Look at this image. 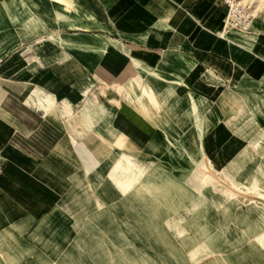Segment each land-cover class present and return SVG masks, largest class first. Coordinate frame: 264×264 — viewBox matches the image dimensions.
<instances>
[{
    "label": "crops",
    "instance_id": "crops-1",
    "mask_svg": "<svg viewBox=\"0 0 264 264\" xmlns=\"http://www.w3.org/2000/svg\"><path fill=\"white\" fill-rule=\"evenodd\" d=\"M226 17L220 0H0V264L95 261L85 217L120 185L237 156L264 48L225 46Z\"/></svg>",
    "mask_w": 264,
    "mask_h": 264
},
{
    "label": "rangeland",
    "instance_id": "rangeland-1",
    "mask_svg": "<svg viewBox=\"0 0 264 264\" xmlns=\"http://www.w3.org/2000/svg\"><path fill=\"white\" fill-rule=\"evenodd\" d=\"M245 3L256 11L264 31V0ZM256 44L264 48V38ZM238 67L233 69L232 82L240 74ZM262 92L249 86L240 93L250 114L247 132L237 133L246 143L244 148L226 164L211 158L220 178L240 193L202 181L210 158L202 159V150L199 165L153 166L146 181L141 175L130 186L125 182L117 196L105 197L102 208L85 217L82 251L96 258L88 264H264ZM177 155L178 161L183 159L182 153ZM125 167L132 173L141 170ZM121 219L129 223H125L128 229Z\"/></svg>",
    "mask_w": 264,
    "mask_h": 264
},
{
    "label": "bare ground",
    "instance_id": "bare-ground-1",
    "mask_svg": "<svg viewBox=\"0 0 264 264\" xmlns=\"http://www.w3.org/2000/svg\"><path fill=\"white\" fill-rule=\"evenodd\" d=\"M246 1L247 0H240V3H241V5L249 7L250 12L252 13V15L255 18V20H254V22H255L257 20V17L255 16L256 11H254V9L252 10L251 6L248 3H245ZM252 27H253V25L251 26V30L250 31H244V30H241V29H237V28H235V27L230 25L229 20H228V16H227L226 17V24H225V27H224L225 36H224V39H223L225 46H228L230 44H242L244 47L250 49L251 45H253L257 41V39L264 38V31L260 30V28L257 29L258 33H251V34L247 33V32H251L252 31ZM253 100H254V98H253ZM205 165H206V169L203 170V177H202V181L204 183H209V182H212V181L218 182V183H221V184L225 185L232 192H236V193L239 192L234 186H228L220 178V176L217 174V172L214 169V165H213V162H212L211 158H208L206 160ZM250 199H252V198H250ZM256 200H259V199H256Z\"/></svg>",
    "mask_w": 264,
    "mask_h": 264
},
{
    "label": "built area",
    "instance_id": "built-area-1",
    "mask_svg": "<svg viewBox=\"0 0 264 264\" xmlns=\"http://www.w3.org/2000/svg\"><path fill=\"white\" fill-rule=\"evenodd\" d=\"M227 7V16L231 26L244 31H250L254 16L249 7L241 5L240 0H220Z\"/></svg>",
    "mask_w": 264,
    "mask_h": 264
}]
</instances>
